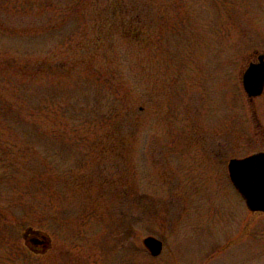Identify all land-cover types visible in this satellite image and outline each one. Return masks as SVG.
Segmentation results:
<instances>
[{"label": "rangeland", "instance_id": "rangeland-1", "mask_svg": "<svg viewBox=\"0 0 264 264\" xmlns=\"http://www.w3.org/2000/svg\"><path fill=\"white\" fill-rule=\"evenodd\" d=\"M71 1L0 0V264H264V214L226 168L264 151V90L241 84L264 0H146L140 40ZM8 59L46 71L30 81Z\"/></svg>", "mask_w": 264, "mask_h": 264}, {"label": "water", "instance_id": "water-1", "mask_svg": "<svg viewBox=\"0 0 264 264\" xmlns=\"http://www.w3.org/2000/svg\"><path fill=\"white\" fill-rule=\"evenodd\" d=\"M257 61H250L241 75V84L247 97L260 95L264 89V52L257 54ZM229 179L250 211L264 213V151H257L241 158H230L227 162ZM32 245L45 249L46 234L33 235L28 240ZM148 252L156 256L161 252L162 242L152 235L142 240Z\"/></svg>", "mask_w": 264, "mask_h": 264}, {"label": "trees", "instance_id": "trees-1", "mask_svg": "<svg viewBox=\"0 0 264 264\" xmlns=\"http://www.w3.org/2000/svg\"><path fill=\"white\" fill-rule=\"evenodd\" d=\"M86 1L89 3L86 5ZM73 0L71 1L73 4L72 5H68V7H71V11H75L79 13V9L83 10L84 8L89 9V13L92 14L94 16V21H95V25L98 28V31H104L106 30L108 33L106 34V37H109V35L111 34L112 30H115V26H112L113 24H109L108 20L112 15H115L117 17V21H121L120 23L122 24H128V25H133L130 28H126L125 29V36H127L130 39H145L146 35H147V28L149 26V20L147 18H150L149 16V12L146 9V0H129L128 2H126V0H104L106 1V10H96V4L98 2H102L103 0H91L92 2H89L90 0ZM31 2V1H30ZM70 2V3H71ZM109 3V4H108ZM104 6V5H103ZM66 7V6H65ZM73 9V10H72ZM109 10L110 11V17L109 18H104L103 16H101L102 13L100 12H104L106 13V11ZM148 12V13H147ZM114 16V19H115ZM139 26L138 28H136V26ZM151 25V24H150ZM124 26V25H123ZM118 27V26H117ZM147 27V28H146ZM7 28V27H6ZM8 29V28H7ZM110 29H112L110 31ZM137 29V30H136ZM100 36L98 35L97 40H95L94 42H90L91 45H96L100 42ZM91 64L92 62L86 64V68L85 71L89 72L88 74H90L91 69ZM6 66L7 68L13 69L16 72L18 71V73L25 77L28 80H32L34 78V74L40 71H46V67H45V62L41 63V64H37L35 63V61H30V60H14V59H8L6 61ZM70 65H66V66H62V64H59L55 69V71L60 72V70L63 68L65 71L67 70V72L69 70H71L73 68V65L69 68ZM90 67V68H89ZM62 72V70H61ZM41 73V72H40ZM99 76V75H96ZM107 79H109L108 77H106L105 81H107ZM108 82H110V85L112 84L110 80H108ZM9 106H5V113L8 114L9 112ZM12 110V109H11ZM11 112V111H10ZM114 132V131H113Z\"/></svg>", "mask_w": 264, "mask_h": 264}, {"label": "flooded vegetation", "instance_id": "flooded-vegetation-1", "mask_svg": "<svg viewBox=\"0 0 264 264\" xmlns=\"http://www.w3.org/2000/svg\"><path fill=\"white\" fill-rule=\"evenodd\" d=\"M250 61H257V58L255 57V59H253V60H250ZM249 61V62H250ZM248 62V63H249ZM263 93V92H262ZM249 98V97H248ZM250 100L252 99V98H249ZM29 240V238H27V244H29V246H30V242L28 241ZM29 242V243H28ZM32 245V244H31ZM50 246V242L48 241V245H47V247L46 248H48ZM32 247V249H34V250H44L41 246H39V245H37V246H35V245H32L31 246Z\"/></svg>", "mask_w": 264, "mask_h": 264}]
</instances>
